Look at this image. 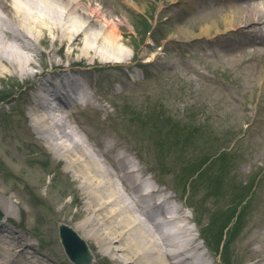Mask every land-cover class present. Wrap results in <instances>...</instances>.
<instances>
[{"label":"rangeland","instance_id":"rangeland-1","mask_svg":"<svg viewBox=\"0 0 264 264\" xmlns=\"http://www.w3.org/2000/svg\"><path fill=\"white\" fill-rule=\"evenodd\" d=\"M81 1L119 26L130 53L125 63L92 64L80 50L69 56L65 44L63 61L84 58L80 66L87 72L73 71L91 83L95 102L77 101L71 109L76 138L87 139L77 121L109 155L117 158L110 140L130 154L141 175L153 176L172 196V206L190 216L192 235L185 240L198 239V254L207 253L213 264H264V48L248 43L246 29L235 34L258 17L256 11L230 0ZM227 16L233 21L228 32ZM180 26L199 38H181ZM205 28L210 35L202 34ZM36 62L29 77H0V199L5 191L14 203L6 213L0 209V223L38 248L25 258L16 252L18 264H74L60 229L84 219L81 208L89 199L53 151L55 138L71 140H59L52 130L48 142L31 126L29 110L38 96L32 82L47 68L40 56ZM8 213L16 216L14 224ZM89 245L95 264H114L96 253L94 242Z\"/></svg>","mask_w":264,"mask_h":264},{"label":"bare ground","instance_id":"bare-ground-1","mask_svg":"<svg viewBox=\"0 0 264 264\" xmlns=\"http://www.w3.org/2000/svg\"><path fill=\"white\" fill-rule=\"evenodd\" d=\"M236 1L247 11H256L258 14V17L247 19L244 28L253 31V37L247 38L248 43L256 42L264 47V34L262 37L257 34L264 28V8H260L264 0ZM93 7L91 3L86 4L81 0H0V77L8 73L29 77L31 70L37 65L36 59L40 56L44 66L50 67L45 72L51 76L52 84H57L54 87L55 93H60L59 96L62 97L65 95V90L62 89H66L72 100L75 94H79L85 87L81 85L80 73L73 71L75 66L84 64V58L90 57L92 64L104 61L125 63L129 60L130 48L124 42L119 26ZM224 20H227L224 31L232 30L233 21L228 16ZM178 30L181 34L179 36L187 41L198 39L200 36L181 26ZM202 34L210 35L209 29L205 28ZM49 36L52 37L53 46H49ZM65 44L68 46L69 56L80 50L84 57L82 61L69 60L70 57L63 61ZM41 46L45 50H39ZM54 56H59L60 62L54 60ZM47 57H51L50 62L45 60ZM80 70L87 72V68L81 66ZM63 76L67 83L61 88L58 84L64 81ZM71 92L75 94L72 95ZM76 100L79 101L78 98L73 99V105L64 103L63 99L59 100L61 106L51 110L41 92L33 100L29 115L32 118L31 126L42 139L51 142L53 130V133H58L59 140L66 137L72 142L63 144L55 138L54 143L57 142L53 151L65 162V172L68 176L71 175L81 182L89 199L85 210L81 208L84 219L68 226L87 243L93 255L92 264H95L96 254L92 252L90 241L97 246L96 253L101 258L110 257L114 264H213L214 261L208 260L207 253L198 254L203 249L197 238L185 240L192 231L177 226L178 221L190 222V218L184 216L183 208L177 207L178 216L172 220L173 225L177 227L176 236L168 235L164 231L165 215L174 209L171 205L173 198L166 196L167 192L161 186L154 188L150 194H143L144 176L141 175L140 165L138 171L135 169L129 172L128 166L121 158L117 160L109 155L106 145H102L77 121L80 132L87 139L84 140L81 136L76 138L78 134L71 128L74 124L71 121V109L77 105ZM90 102L95 103L92 99ZM86 141L92 147L93 153L89 152L87 145L85 146ZM111 143L114 142L110 140L111 148L119 146L116 142ZM2 192L0 209L6 213L8 207L12 210V205L14 206L13 197L6 199L5 196L9 193ZM159 195L165 196L164 203L158 202L162 199ZM25 212L26 210L22 209L19 216L24 217ZM157 215L162 217V222L157 221ZM15 218L11 213L7 214L9 223L14 224ZM50 236L56 240V234ZM169 236H174L172 241ZM112 244L117 245V253ZM172 248L177 249L175 253ZM29 249L33 252H29ZM36 250L38 248L27 241L25 235L13 230L10 225L0 223V264H18L15 260L16 252H19L18 256L25 258L29 255L25 253L33 254ZM211 252L213 255L214 250ZM260 253L263 254L264 249ZM259 257L261 256L254 254L256 260ZM177 258L180 260H176Z\"/></svg>","mask_w":264,"mask_h":264},{"label":"water","instance_id":"water-1","mask_svg":"<svg viewBox=\"0 0 264 264\" xmlns=\"http://www.w3.org/2000/svg\"><path fill=\"white\" fill-rule=\"evenodd\" d=\"M62 243L65 246L66 254L74 264H92L93 255L89 247L79 236L65 225L60 229Z\"/></svg>","mask_w":264,"mask_h":264}]
</instances>
